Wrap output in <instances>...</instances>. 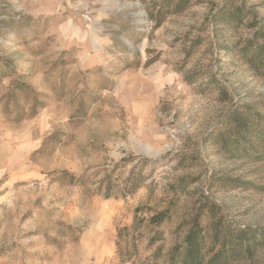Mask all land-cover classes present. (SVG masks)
I'll return each mask as SVG.
<instances>
[{"label": "rangeland", "instance_id": "rangeland-1", "mask_svg": "<svg viewBox=\"0 0 264 264\" xmlns=\"http://www.w3.org/2000/svg\"><path fill=\"white\" fill-rule=\"evenodd\" d=\"M259 45L264 0H0V264H121L117 230L171 202L125 264L197 222L204 264H264Z\"/></svg>", "mask_w": 264, "mask_h": 264}, {"label": "trees", "instance_id": "trees-1", "mask_svg": "<svg viewBox=\"0 0 264 264\" xmlns=\"http://www.w3.org/2000/svg\"><path fill=\"white\" fill-rule=\"evenodd\" d=\"M231 51L232 50H228L225 54H229ZM244 55L247 59H249V62L255 65L256 70L260 71L261 68L264 69V45L255 46L251 53L248 54V52H246ZM21 86L29 88L27 84H22ZM229 117L230 118L227 119V123L231 122L234 134H231L227 128L223 129L220 133L222 142H224L226 146L232 145L235 148H238L240 140H244L252 130V118L238 112L233 113ZM64 173L68 174V172ZM134 192L135 191L133 190L131 193ZM107 196H110V194L108 193ZM172 205H174V203L171 202L168 207L154 213L150 212L147 216L141 215L140 208H137L135 210L133 224L131 226L121 227L117 230L116 247L117 253L121 258V264L131 262L132 257L138 254L139 247L136 242L137 239L146 235H151L149 244H155L154 229L173 218L174 215L171 212ZM198 226L199 223L197 222L196 227L189 232L182 243L177 245V247L173 250L170 255L169 264H204L205 258L202 247V236L201 230L197 228ZM252 231L257 232L256 230L249 229L246 231L243 230L242 233L246 235ZM260 233H262L264 237V231H261ZM128 239L131 240V248L123 246ZM213 259L214 258H212L208 264H212ZM151 264H155V262L153 261Z\"/></svg>", "mask_w": 264, "mask_h": 264}, {"label": "bare ground", "instance_id": "bare-ground-1", "mask_svg": "<svg viewBox=\"0 0 264 264\" xmlns=\"http://www.w3.org/2000/svg\"><path fill=\"white\" fill-rule=\"evenodd\" d=\"M148 149V148H147Z\"/></svg>", "mask_w": 264, "mask_h": 264}]
</instances>
